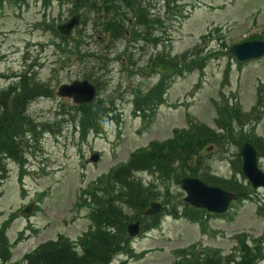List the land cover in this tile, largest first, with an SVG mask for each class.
I'll return each mask as SVG.
<instances>
[{
	"label": "rangeland",
	"instance_id": "374dc122",
	"mask_svg": "<svg viewBox=\"0 0 264 264\" xmlns=\"http://www.w3.org/2000/svg\"><path fill=\"white\" fill-rule=\"evenodd\" d=\"M177 1L180 3V17L163 14V25H156V32L163 37V45L173 53L193 47L203 36L206 37L203 45L212 49L221 47L222 42L227 48L242 38L264 34V0ZM153 3L154 12L161 14L160 3L155 0ZM68 13L66 5L58 7L52 3L44 9L39 1L29 0L27 5L19 7L11 1L0 0V72H18L29 63H39V78L46 79L54 92L59 83L81 77L83 65L75 55L67 65L59 63V52L55 53L51 46L47 47L51 33L38 27V22L44 17L47 20L57 19V16L63 19ZM80 35L82 50L98 48L95 42L97 36L90 25L82 26ZM119 48L117 46L113 50ZM150 50L146 48L145 52ZM216 56L201 73L187 72L175 79L166 93L165 103L157 108L150 122L141 123L132 116L128 105H118L114 101V110L110 114L114 117L112 123L103 127L102 135L88 134L85 140L73 132L71 124L64 121L61 115H56L59 104L74 105L72 102L54 97L29 105L27 113L37 121L50 122L53 131H45L37 146L30 148L32 154H26L24 169L7 161V172H0V221L12 212L18 214L7 232L13 242L12 259H20L40 242L55 238L60 233L72 240L78 239L90 224L87 208L75 205L79 190L114 165L125 161L134 148L144 146L152 139L170 137L175 128H186L191 119L209 129L217 127L216 103L222 97L229 104L238 105L239 111L246 112L252 106L257 107V89L260 85L264 86V57L238 66L233 59L220 52ZM228 62L230 71L224 77ZM111 63L108 83L104 87L107 94L118 90L121 74L124 75L119 61ZM126 81L125 78L122 84ZM6 83L0 81L2 86ZM140 85V82L132 84ZM236 115L243 118V113L237 111ZM233 116L230 117L229 127L239 131ZM256 131L264 137V112ZM235 151L238 148L227 143L226 150L210 148L204 156L214 174L228 177L232 172L229 160ZM93 152L100 154L96 162L88 161ZM260 165L264 169V160ZM149 180L157 186L162 185L154 176H148L146 181ZM168 188L183 195L180 186L174 182H170ZM257 199H264V188L257 189L252 200H243L230 207L232 218H210L208 224L214 232L203 233L196 223L183 218L163 219L159 228L134 240V250L143 251L144 255L136 261L133 259V263L169 264L175 258L174 249L190 244L198 248H219L223 254L229 253L234 246L235 234L246 232L255 237L264 232V219L256 213ZM30 203H33L31 213L20 216L19 211Z\"/></svg>",
	"mask_w": 264,
	"mask_h": 264
},
{
	"label": "trees",
	"instance_id": "16d2710c",
	"mask_svg": "<svg viewBox=\"0 0 264 264\" xmlns=\"http://www.w3.org/2000/svg\"><path fill=\"white\" fill-rule=\"evenodd\" d=\"M124 1L129 2L130 0ZM132 1L137 2L136 0ZM74 2L78 6L91 5L96 7L97 10L105 8L107 11L108 9V0H103L100 3H98L97 0H74ZM204 59L205 56L198 50L181 53L180 74L186 70H191L192 67H200L204 62ZM150 67L153 71L161 72L160 79L158 83L149 90L150 92L141 98V100L143 103L148 102L150 106L154 108L162 101V94L164 93L168 84V79L170 78V74H168L169 71H177V58L171 56H159L155 59H151ZM21 84L22 85L17 93H15L16 91L14 88H10L9 91L5 90L0 93V156L6 155L17 161L18 145L22 143L21 141L18 143V135L25 131L26 128L22 129L25 124L27 127L29 126V121L25 120L26 117L22 114L24 105L28 99L40 92L42 88L40 86L41 84L28 81L26 77H23ZM217 123L226 134L230 135L232 133L233 130L229 127V116H221L217 120ZM201 124L202 123L192 122L188 127V131L187 129L180 130V147L171 158L169 153H161L159 155L150 156V162L152 164H156L157 162H167V171L169 172L175 168L180 176H198L210 184H217L223 188L236 192L239 190L243 191L239 187L236 189L230 188L236 186L235 183L230 184L229 187L222 183L209 181L203 176V173H200V169L204 167V162L200 160V152L204 149L206 144H209L210 142H219L222 138V135L215 129L211 130L206 126H201ZM238 137L242 138L241 135ZM240 141L241 140H239L238 143ZM252 142L254 143V141ZM255 146L258 151H260V147L257 144H255ZM170 160L172 165L168 163ZM115 177L128 180L130 178V169L119 172ZM90 194L94 195L95 193L91 192ZM180 206L184 207L186 210L193 209L188 206H182L181 203ZM194 213L196 212L194 211ZM92 219L96 226L95 230L102 229V231L93 233L94 230L84 233L79 242L82 248L80 252L73 249L71 243L67 239L48 241L36 248L30 256L26 258L24 264H108L111 254L121 249L125 250L120 244V239L115 241L114 233L111 230V227L124 229V215L120 211L114 209L108 211L100 205V208L93 213ZM10 220L11 217L7 218L0 226V264H2V260L5 261L7 258L6 256L11 249V244L5 235ZM9 264L23 263L18 262ZM204 264L229 263H221L219 259H215L206 260Z\"/></svg>",
	"mask_w": 264,
	"mask_h": 264
},
{
	"label": "water",
	"instance_id": "95a60500",
	"mask_svg": "<svg viewBox=\"0 0 264 264\" xmlns=\"http://www.w3.org/2000/svg\"><path fill=\"white\" fill-rule=\"evenodd\" d=\"M71 24L76 23V18H71ZM65 28V27H64ZM67 29V28H65ZM228 53L235 56L238 60H244L251 57H258L264 54V42L262 41H248L242 42L240 44L233 45L229 48ZM60 94L72 95L78 101L88 100L89 94L85 91V83L77 84L72 83L68 86H62L59 89ZM247 152L243 151L245 154V168L246 172L251 179L256 180V175L259 172L256 169L255 157L250 146L246 145ZM258 171V172H257ZM183 187L186 189L188 197L186 200L192 202L193 204L206 206L210 209L221 211L225 208L227 204V199L229 196L225 192L218 189L207 188L191 179L183 180ZM130 233L133 234L136 231L135 226L129 228Z\"/></svg>",
	"mask_w": 264,
	"mask_h": 264
}]
</instances>
